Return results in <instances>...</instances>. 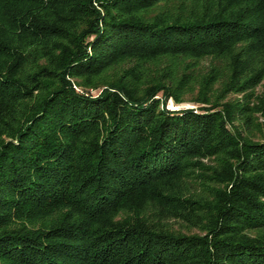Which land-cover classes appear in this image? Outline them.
<instances>
[{
    "label": "trees",
    "instance_id": "obj_1",
    "mask_svg": "<svg viewBox=\"0 0 264 264\" xmlns=\"http://www.w3.org/2000/svg\"><path fill=\"white\" fill-rule=\"evenodd\" d=\"M204 57L259 85L264 0H0V264H264V100L169 110L184 85L135 67L98 89Z\"/></svg>",
    "mask_w": 264,
    "mask_h": 264
},
{
    "label": "rangeland",
    "instance_id": "obj_2",
    "mask_svg": "<svg viewBox=\"0 0 264 264\" xmlns=\"http://www.w3.org/2000/svg\"><path fill=\"white\" fill-rule=\"evenodd\" d=\"M135 67V68H134ZM134 68V71L139 74V84L148 85L157 81L167 82L172 84H183L185 90L181 95V102L175 104L171 99L167 102L169 110H183V109H197L201 107L200 103L196 102L198 99L206 96L211 102H218L220 104H243L249 103L250 107L256 106L259 100H264V78H262L259 85L248 93H236L225 90V83L227 80V71L225 62H218L212 58L204 57L202 59H168L162 58L155 63L136 65L134 61H125L118 66L112 67L98 83V89H103L106 83L118 80L126 71ZM138 69V70H137ZM212 76V77H211ZM207 87H203L205 83ZM99 90H90L91 94L99 92ZM236 119L235 125L241 126V133L244 137L252 141H259V122L258 114L251 117V123H244L240 125ZM217 162L214 160L204 161L206 169L216 167ZM201 174L208 176V171H202ZM201 176V175H200ZM190 194L204 195L203 188L199 183V179L192 181L189 185ZM171 230L177 233L197 234L194 229H189L185 225L176 222H168Z\"/></svg>",
    "mask_w": 264,
    "mask_h": 264
}]
</instances>
